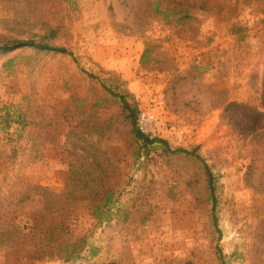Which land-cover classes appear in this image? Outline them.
<instances>
[{
	"label": "rangeland",
	"instance_id": "rangeland-1",
	"mask_svg": "<svg viewBox=\"0 0 264 264\" xmlns=\"http://www.w3.org/2000/svg\"><path fill=\"white\" fill-rule=\"evenodd\" d=\"M200 1L0 0V44L69 52L0 49V217L20 214L19 197L41 207L25 184L70 179L74 197L50 213L63 231L23 255L0 244V264H264V0ZM154 89L149 139L166 144L137 138L122 104ZM73 230L93 253L26 256Z\"/></svg>",
	"mask_w": 264,
	"mask_h": 264
},
{
	"label": "trees",
	"instance_id": "trees-1",
	"mask_svg": "<svg viewBox=\"0 0 264 264\" xmlns=\"http://www.w3.org/2000/svg\"><path fill=\"white\" fill-rule=\"evenodd\" d=\"M205 1H200L199 7H205ZM170 2V1H169ZM172 4V3H171ZM153 8L157 9L159 6L158 2L153 3ZM192 8L194 6H191ZM170 10H177L179 12H182L183 16L190 17V14L187 12L188 10L186 8H180L177 9L176 5H170L165 6V10L163 13L165 16H168V11ZM161 11V10H160ZM35 47L40 50H48V51H55V52H61V53H69L68 50L63 46H58L54 44H50L48 42H42V41H34L33 39H9L7 41H4L0 44V49L3 52H10L16 48L19 47ZM148 50L145 48L143 51L142 60H145ZM262 92L261 96L263 99L264 104V81L262 82ZM122 104L123 108L128 112V117L130 121L132 122V128L133 132L136 135L137 138L144 140L145 142H154L156 140L161 141L162 143L166 144V140L163 138L153 137L149 139V136H146L145 134L141 133L136 125V117L138 113V107L135 105H130L128 102L124 100V97H122ZM173 151H186L183 148H175ZM206 173L208 176V185L209 189L211 191V195L213 196V176L208 169L207 165L205 164ZM72 180H67L65 187L62 191L54 192L50 190L47 186H43L40 184L31 185V184H25L23 186L24 190H26L27 196L26 197L29 200H32L36 197L40 199L42 202L41 207L33 208L32 206L27 205L26 202H23V198H20L16 201L15 205L19 204V210L21 211L20 214L15 215L14 213H10L9 215L4 214L0 217V244H6L9 246L10 249H13L15 251H18L19 253H22V255L26 252H28V244H31V239L38 235L42 239L47 237V233H49L51 236L54 237L53 229L59 227L60 231L64 227L66 228V219L64 218L61 221V224L57 226L53 216H50L51 212L57 214L59 213V209L63 210V207H66L67 202L70 200H73L74 197H68L66 188L73 185L71 182ZM74 192V189H73ZM34 194V195H31ZM109 201V195L107 194L106 198L101 203H97L94 205V207L97 209L96 217L99 221L107 219V210H103V206H106ZM212 209L214 208V198L212 200ZM26 205L25 208L23 206ZM93 216V214H91ZM56 225V226H55ZM55 226V227H54ZM62 229V231H63ZM56 230V229H55ZM66 233V232H65ZM74 238L73 240L71 238ZM88 234L84 232L81 236L77 237L75 236V230L73 232L67 233V236L62 240V247L57 245L56 247L51 246L49 243L35 245L32 244L35 250H33L31 253L26 254L28 258H37V259H43L45 256H50L52 254L65 256L66 259H70L73 257H77L79 253L84 250L88 249L93 253V247L92 246H86L88 244L87 242ZM40 238V239H41ZM71 239V240H69ZM79 239V243H76V240ZM82 241V242H81Z\"/></svg>",
	"mask_w": 264,
	"mask_h": 264
},
{
	"label": "built area",
	"instance_id": "built-area-1",
	"mask_svg": "<svg viewBox=\"0 0 264 264\" xmlns=\"http://www.w3.org/2000/svg\"><path fill=\"white\" fill-rule=\"evenodd\" d=\"M145 100L144 106L138 108L136 125L141 133L150 136L156 131L158 110L164 104V94L154 89L147 93Z\"/></svg>",
	"mask_w": 264,
	"mask_h": 264
}]
</instances>
